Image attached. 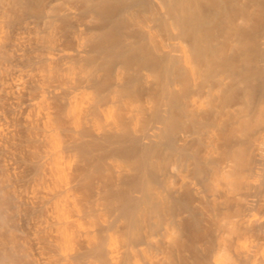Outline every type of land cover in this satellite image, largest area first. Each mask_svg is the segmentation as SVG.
<instances>
[{
    "label": "bare ground",
    "instance_id": "obj_1",
    "mask_svg": "<svg viewBox=\"0 0 264 264\" xmlns=\"http://www.w3.org/2000/svg\"><path fill=\"white\" fill-rule=\"evenodd\" d=\"M38 1L0 0V264H264V0Z\"/></svg>",
    "mask_w": 264,
    "mask_h": 264
},
{
    "label": "rangeland",
    "instance_id": "obj_2",
    "mask_svg": "<svg viewBox=\"0 0 264 264\" xmlns=\"http://www.w3.org/2000/svg\"><path fill=\"white\" fill-rule=\"evenodd\" d=\"M29 3H30V1H29ZM32 4H34V7H33V5ZM37 4V5H36ZM40 6V4H39V1L38 0H33V2L30 4V6H32V8H28V11H26V15L27 14H30L29 16H30V18H35L37 15H38V11H39V6ZM38 9V10H37ZM34 12V13H33ZM31 14L33 15V16H31ZM28 15H27V17H29ZM8 200V199H7ZM6 201V200H5ZM4 201V202H5ZM6 203V202H5ZM9 203V201H7V204ZM20 262H21V260H19Z\"/></svg>",
    "mask_w": 264,
    "mask_h": 264
}]
</instances>
